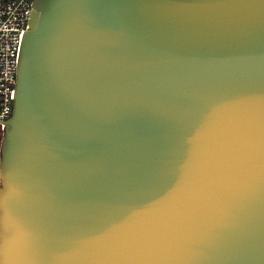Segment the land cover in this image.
<instances>
[{"label": "water", "instance_id": "1", "mask_svg": "<svg viewBox=\"0 0 264 264\" xmlns=\"http://www.w3.org/2000/svg\"><path fill=\"white\" fill-rule=\"evenodd\" d=\"M0 264H264V0H33Z\"/></svg>", "mask_w": 264, "mask_h": 264}, {"label": "built area", "instance_id": "2", "mask_svg": "<svg viewBox=\"0 0 264 264\" xmlns=\"http://www.w3.org/2000/svg\"><path fill=\"white\" fill-rule=\"evenodd\" d=\"M33 0H0V135L12 114L19 49Z\"/></svg>", "mask_w": 264, "mask_h": 264}]
</instances>
